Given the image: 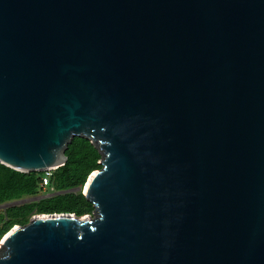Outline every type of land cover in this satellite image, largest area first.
Returning <instances> with one entry per match:
<instances>
[{"label":"water","instance_id":"95a60500","mask_svg":"<svg viewBox=\"0 0 264 264\" xmlns=\"http://www.w3.org/2000/svg\"><path fill=\"white\" fill-rule=\"evenodd\" d=\"M76 137L93 212L15 225L0 264H264V0H0V162Z\"/></svg>","mask_w":264,"mask_h":264},{"label":"trees","instance_id":"16d2710c","mask_svg":"<svg viewBox=\"0 0 264 264\" xmlns=\"http://www.w3.org/2000/svg\"><path fill=\"white\" fill-rule=\"evenodd\" d=\"M65 165L54 170L53 184L57 190L65 191L84 187L90 174L101 168V153L88 138L76 137L67 150ZM42 172H22L0 162V202L20 199L40 191ZM34 210L38 213H92L94 205L83 192H66L38 202L24 203L7 210L9 218L2 230L7 233L17 224H26V216Z\"/></svg>","mask_w":264,"mask_h":264},{"label":"rangeland","instance_id":"374dc122","mask_svg":"<svg viewBox=\"0 0 264 264\" xmlns=\"http://www.w3.org/2000/svg\"><path fill=\"white\" fill-rule=\"evenodd\" d=\"M49 192H53L50 187H48L47 190H44V191H42L40 193H37V194H34V195H29V196H24V197L20 198V199H25L22 202L11 203V202H13V200L0 202V241L3 239V237L6 234V233L5 234L4 233L2 234V230H3V226H4L5 222L9 219L6 216L7 210L10 207H15V206H18L20 204L38 202L40 200L39 198L44 197V196H47L49 194ZM54 192H57V189H55ZM71 192L79 193L81 191L76 189V190L71 191ZM36 214H38V212L36 210H34L30 215L26 216L25 219L29 222L30 221V218L33 215H36ZM89 214H91V213H89ZM85 215H88V214H85ZM20 225H22V224H20Z\"/></svg>","mask_w":264,"mask_h":264},{"label":"built area","instance_id":"2783aa9c","mask_svg":"<svg viewBox=\"0 0 264 264\" xmlns=\"http://www.w3.org/2000/svg\"><path fill=\"white\" fill-rule=\"evenodd\" d=\"M54 170L55 169H48L44 172L41 173L40 175V192L44 191V190H47L48 187H50L52 189V191L54 192L55 191V186L53 184V175H54ZM53 192H49V194L53 193ZM48 194V195H49Z\"/></svg>","mask_w":264,"mask_h":264},{"label":"flooded vegetation","instance_id":"af4514ba","mask_svg":"<svg viewBox=\"0 0 264 264\" xmlns=\"http://www.w3.org/2000/svg\"><path fill=\"white\" fill-rule=\"evenodd\" d=\"M66 192H68V191H66ZM66 192H63V191L57 190V192H53V193H51V194H49V195H47V196H44V197L39 198V199H40L39 201H41V200H43V199H46V198L53 197V196L58 195V194L66 193Z\"/></svg>","mask_w":264,"mask_h":264}]
</instances>
